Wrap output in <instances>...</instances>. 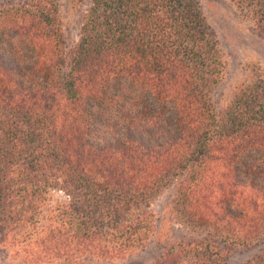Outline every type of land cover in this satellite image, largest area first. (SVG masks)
<instances>
[{"label":"trees","instance_id":"trees-1","mask_svg":"<svg viewBox=\"0 0 264 264\" xmlns=\"http://www.w3.org/2000/svg\"><path fill=\"white\" fill-rule=\"evenodd\" d=\"M0 5V248L15 264L123 261L157 238L147 210L200 235L151 264H227L264 238V71L217 112L226 61L198 0ZM264 36V0H226ZM7 263V264H10ZM243 264H264V247Z\"/></svg>","mask_w":264,"mask_h":264},{"label":"rangeland","instance_id":"rangeland-1","mask_svg":"<svg viewBox=\"0 0 264 264\" xmlns=\"http://www.w3.org/2000/svg\"><path fill=\"white\" fill-rule=\"evenodd\" d=\"M20 0H0V5L16 3ZM60 5L64 42L69 45L76 41L79 16L85 8V1L78 6L68 4L67 0H57ZM200 10L212 30L226 61V71L221 84L213 92V103L217 112L230 99L233 86L245 77V70L251 65L264 71V36L252 25L239 18L226 0H198ZM171 190L162 192L147 207L155 217L157 238L147 246L126 258L115 262H87L85 264H151L163 250L164 244L173 240H197L200 235L183 228L170 216ZM264 247V238L256 246L249 248H230L218 243V248L227 253V264H243L259 254ZM9 262V254L0 248V264ZM10 264H15L11 262Z\"/></svg>","mask_w":264,"mask_h":264}]
</instances>
